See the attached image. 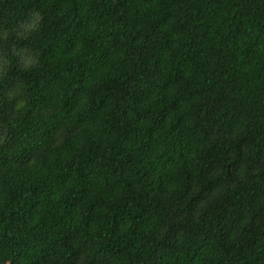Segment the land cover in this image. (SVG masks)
Here are the masks:
<instances>
[{
    "label": "trees",
    "instance_id": "trees-1",
    "mask_svg": "<svg viewBox=\"0 0 264 264\" xmlns=\"http://www.w3.org/2000/svg\"><path fill=\"white\" fill-rule=\"evenodd\" d=\"M0 264H264V0H0Z\"/></svg>",
    "mask_w": 264,
    "mask_h": 264
}]
</instances>
